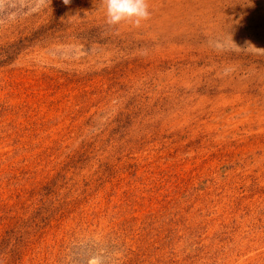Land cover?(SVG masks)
<instances>
[{"label": "rangeland", "instance_id": "obj_1", "mask_svg": "<svg viewBox=\"0 0 264 264\" xmlns=\"http://www.w3.org/2000/svg\"><path fill=\"white\" fill-rule=\"evenodd\" d=\"M0 0V264H264V0Z\"/></svg>", "mask_w": 264, "mask_h": 264}, {"label": "clouds", "instance_id": "obj_2", "mask_svg": "<svg viewBox=\"0 0 264 264\" xmlns=\"http://www.w3.org/2000/svg\"><path fill=\"white\" fill-rule=\"evenodd\" d=\"M63 2L67 5L70 0ZM102 5L105 9V23L109 27L119 26L125 22L133 27H139L150 17L147 0H102ZM250 46L257 52L264 53V49Z\"/></svg>", "mask_w": 264, "mask_h": 264}]
</instances>
